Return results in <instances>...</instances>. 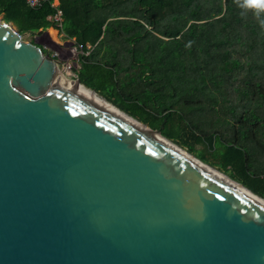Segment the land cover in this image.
<instances>
[{
    "label": "water",
    "instance_id": "1",
    "mask_svg": "<svg viewBox=\"0 0 264 264\" xmlns=\"http://www.w3.org/2000/svg\"><path fill=\"white\" fill-rule=\"evenodd\" d=\"M57 72L0 17V264H264L262 205Z\"/></svg>",
    "mask_w": 264,
    "mask_h": 264
},
{
    "label": "trees",
    "instance_id": "2",
    "mask_svg": "<svg viewBox=\"0 0 264 264\" xmlns=\"http://www.w3.org/2000/svg\"><path fill=\"white\" fill-rule=\"evenodd\" d=\"M52 2L0 0V14L21 36L53 27L73 40L80 85L192 155L188 142L203 141L213 162L196 159L264 199V4Z\"/></svg>",
    "mask_w": 264,
    "mask_h": 264
},
{
    "label": "bare ground",
    "instance_id": "3",
    "mask_svg": "<svg viewBox=\"0 0 264 264\" xmlns=\"http://www.w3.org/2000/svg\"><path fill=\"white\" fill-rule=\"evenodd\" d=\"M58 73V74H57ZM51 86L53 84H56L60 87H62L65 90H68L73 95L79 97L80 99L90 103L91 105L95 106L96 108L107 112L111 114L112 116L116 117L117 119L121 120L122 122L126 123L127 125L133 127L134 129L138 130L139 132L145 134L146 136L162 143L163 145L171 148L172 150L176 151L179 155H181L183 158H185L190 164H192L196 169L220 180L223 182H226L230 186L234 187L247 197L251 198L258 204L262 205L264 207V199L260 197L259 195L255 194L254 192L247 189L245 186L240 184L239 182L228 178L224 174H220L213 168L209 167L208 165L200 162L198 159L193 157L192 155H189L176 145L172 144L171 142L164 139L162 136L157 135L150 131L147 127H145L142 124L137 123L135 120L131 119L124 113L120 112L118 109L114 108L110 104L106 103L102 98L98 97L96 94H94L92 91L86 89L83 86H79L76 82H72L71 79H68V76L70 75L69 68L67 67L65 70H63L62 73L57 72Z\"/></svg>",
    "mask_w": 264,
    "mask_h": 264
},
{
    "label": "rangeland",
    "instance_id": "4",
    "mask_svg": "<svg viewBox=\"0 0 264 264\" xmlns=\"http://www.w3.org/2000/svg\"><path fill=\"white\" fill-rule=\"evenodd\" d=\"M0 17L3 19L2 14H0ZM22 40L25 43L35 44L41 49H43L45 55H47L50 59L55 60L60 73H62L63 70L68 67L70 71L68 79H71L72 82H76L73 70L79 69L78 56L81 53L80 50L74 45L73 40L66 39L63 34H61L58 30L54 29L53 27L45 31L38 32L34 35L25 34L22 36ZM141 124H143L147 128H150V125L148 123ZM187 145L192 146L194 150L193 155L187 151V148H179L188 153L189 155H192L193 157H195V154L197 153H202L209 160V163L213 162V160H211L209 157V150L207 149V146L203 141L194 142L193 140H190ZM213 169L219 172L220 174L222 173L227 176V174H225L219 167H214Z\"/></svg>",
    "mask_w": 264,
    "mask_h": 264
},
{
    "label": "built area",
    "instance_id": "5",
    "mask_svg": "<svg viewBox=\"0 0 264 264\" xmlns=\"http://www.w3.org/2000/svg\"><path fill=\"white\" fill-rule=\"evenodd\" d=\"M48 0H25V4L28 8L30 9H39L41 8L44 4H46ZM51 7L57 8L58 7V0H53ZM51 21H53L57 26L60 25L62 22V13L60 10H56V13L53 15L51 18ZM90 47L87 46V49ZM80 50V48H78ZM81 53V51H80Z\"/></svg>",
    "mask_w": 264,
    "mask_h": 264
},
{
    "label": "clouds",
    "instance_id": "6",
    "mask_svg": "<svg viewBox=\"0 0 264 264\" xmlns=\"http://www.w3.org/2000/svg\"><path fill=\"white\" fill-rule=\"evenodd\" d=\"M247 2L250 4H264V0H247ZM261 23H264V21H261Z\"/></svg>",
    "mask_w": 264,
    "mask_h": 264
}]
</instances>
